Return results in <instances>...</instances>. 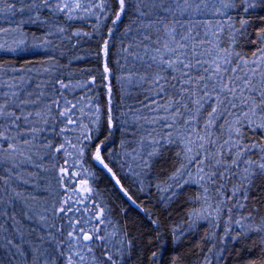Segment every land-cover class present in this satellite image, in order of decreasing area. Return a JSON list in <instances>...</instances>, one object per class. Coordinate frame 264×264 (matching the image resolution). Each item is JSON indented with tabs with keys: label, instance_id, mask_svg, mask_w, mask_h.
Masks as SVG:
<instances>
[{
	"label": "snow or ice",
	"instance_id": "6c2138e0",
	"mask_svg": "<svg viewBox=\"0 0 264 264\" xmlns=\"http://www.w3.org/2000/svg\"><path fill=\"white\" fill-rule=\"evenodd\" d=\"M16 3L21 6L17 8ZM0 4L3 5L0 12L13 16L16 12H31L33 8L39 11L42 4L70 20L77 18V13L95 15L107 11V0H40V4L36 0H31L30 4L23 0H0ZM117 5L115 21L127 11L134 10L136 15L135 26L128 29L134 35L123 49L126 63L120 79L138 85L144 95L135 121L141 135L137 147L125 154L138 167L150 169L158 158L172 151L177 161L174 171L157 188L175 195L176 188L189 184L199 186L200 193L192 200L195 206L188 213L190 226L200 220H211L218 227L219 218L225 216L222 239L239 242L242 237L246 240L255 235L260 238L259 249L264 251V217L256 220L251 213L233 214L241 209L247 212L250 197L264 192V27L258 28L255 40L248 41L257 45L251 56L237 50L240 38L251 24L249 17L257 8H264V0H117ZM233 11L237 12L236 20H233ZM259 19L264 21V17ZM45 43L50 42L45 40ZM27 44V36L19 26L0 28V51H23ZM101 55L102 79L108 82V125L114 127L113 73L107 61V41L103 43ZM44 70L50 71L49 68ZM95 82V77L88 81L89 84ZM24 83L23 76L10 80L0 78V170L7 169V176L0 177L4 185L0 189V248L13 253L8 256L9 264H15L18 256L26 257L32 264H54L53 253L43 247L35 250L39 253L35 256L32 251L23 249L24 238L18 228L13 229L12 236L7 235L6 225L16 218L5 205L13 206L23 193L11 189L8 199L5 193L9 192L10 180L21 178L18 170L22 164L40 167L33 162L31 154L24 159L18 157H24V150L30 144L34 146L36 138L49 127L63 138V143L56 146L44 141L51 153L71 157L75 152L82 161L88 146L86 142L94 136L85 120L96 126L98 132L100 109L89 97L75 102L64 98L59 90H67L72 85L63 80L57 79L53 85L57 96L43 104L39 99L44 95L42 92L36 98L20 97L19 89ZM79 87L86 89L87 84ZM29 105L39 110L26 111ZM53 110L62 128L49 124V113ZM77 130L80 131L77 133ZM249 132L253 137L259 132L261 138L250 139ZM67 133H77L75 140L68 139ZM103 149L102 143L96 146L92 159L106 169L123 190L105 162ZM65 164H68L67 159ZM59 176L61 180L67 177L70 183L75 177L79 179L73 189L76 200L69 196L53 208L54 215L63 213L68 218V224L66 238L61 229L51 226L60 238L49 232V247L55 246V254L62 264H118L131 241L121 239L122 233L110 220L105 207L93 203L94 190L89 184L88 170L81 163L79 170L69 177L68 168L61 167ZM23 183L29 181L23 180ZM74 203L82 204L83 210L74 209ZM89 203H92L91 209ZM77 211L81 212L80 217L67 216ZM85 212L88 214L84 215ZM25 215L32 218L27 212ZM46 219L47 216H41V220ZM174 234L178 233L174 231ZM16 236L20 237L19 242ZM214 237L212 233L206 239ZM39 239L43 243V238ZM157 258V253H153V259ZM204 264H212V261L205 257ZM249 264H264V259L252 260Z\"/></svg>",
	"mask_w": 264,
	"mask_h": 264
},
{
	"label": "trees",
	"instance_id": "16d2710c",
	"mask_svg": "<svg viewBox=\"0 0 264 264\" xmlns=\"http://www.w3.org/2000/svg\"><path fill=\"white\" fill-rule=\"evenodd\" d=\"M23 3L30 4L31 0H23ZM36 3L40 4V0H36ZM20 6V3H16L17 8ZM106 8V12H97L95 15L77 13V18L71 20L63 13H55L42 4L39 11L33 8L31 12H16L14 16L0 12V28L19 26L28 39L23 51H0V78L10 80L23 76L26 83L20 86V97L36 98L38 93L42 92L44 95L39 97L41 104L50 102V97L57 96V89L53 85L57 79L63 80L72 85L67 90H59L63 92L64 98L75 102L81 97H89L100 109L98 132L95 131L96 126L85 120L93 130L94 136L91 141L86 142L88 146L82 161L76 157L75 152L71 157L51 153L44 144L45 140L54 146L63 143V138L52 131L51 127L36 138L34 146L30 144L24 150V157H18L24 159L31 154L33 162L40 167L22 164L18 170L21 178L9 181V192L5 193V199L11 196V189L22 192L23 196L13 206L5 205L9 213L16 218L6 225L9 229L7 235L12 236L13 229L18 228L24 238L21 244L23 249L32 251L35 256L39 253H35L33 249L43 247L47 252L53 253L51 259L54 264H62L61 258L55 254V246L48 245V233L51 232L59 239L60 234L51 227L56 225L64 232L66 238L68 218L63 213L54 215L53 208L73 194L79 177L73 178L71 183L67 177L61 180L59 169L67 167L70 177L83 163L90 174L89 184L94 190L93 203L105 207L110 220L122 233L121 239L131 241L130 248L123 250L118 264H173V261L175 264H204L205 257L210 259L212 264H249L252 260L264 259V251L259 249L260 238L255 235L246 240L242 237L239 242L232 238L222 239V229L227 220L225 216L219 218L218 227L211 220H200L190 226L188 213L195 206L192 203L193 198L200 193L198 185L189 184L176 188L175 195L157 188V185H163L174 171L177 161L172 151L158 158L150 169L138 167L134 160L125 154L131 153L133 148L137 147L141 133L135 124L136 114L140 101L144 99L138 85L120 79L126 63L123 49L128 46L130 37L134 35L128 32V29L135 26L136 15L134 10L127 11L119 21H115L117 0H107ZM232 17L233 20L237 19L236 11L232 12ZM259 17H264V8H257L255 14L249 17L251 24L247 33L240 38V47L237 50L246 56H251L257 48L256 44L248 41L255 40L258 28L264 27V21ZM77 32L81 35H75ZM45 40L50 43H45ZM105 41L108 43L107 61L113 73L111 106L114 127L108 125V82L102 79L101 49ZM140 54L143 55V52ZM45 68L50 71H45ZM29 69L31 71H28ZM93 77L95 84H89L88 81ZM81 84H87V88L79 87ZM30 109L39 110L29 105L26 111ZM49 116L50 125H55L57 129L63 127L60 118L56 116V110L49 113ZM79 131L77 130V133ZM77 133H67L66 137L75 140ZM249 138L260 139L261 136L257 132L253 137L249 132ZM100 143L104 145L102 154L105 162L116 174L123 190L116 184L112 175L92 159V153ZM41 157L43 159H40ZM66 159L68 164H65ZM6 176L7 169L0 170V177ZM23 180L29 183L25 184ZM3 187L0 183V189ZM129 196L131 200L128 199ZM88 208H92V203L88 204ZM26 212L31 219L27 218ZM241 212L245 215L251 213L256 220L264 217V192L250 197L247 212L241 209L233 214L240 215ZM41 216H47V219L41 220ZM67 216L80 217L81 212L68 213ZM108 230L111 231V227ZM174 231L178 234H174ZM212 233L215 234L214 239H206ZM41 237L43 243L39 239ZM16 241H20L19 236H16ZM213 244L216 247H213ZM153 253L158 256L155 260ZM12 254L7 252V249L0 248V264H9L8 256ZM22 258L18 256L15 264H23ZM45 259L48 257L45 256ZM28 261L32 264L31 260Z\"/></svg>",
	"mask_w": 264,
	"mask_h": 264
},
{
	"label": "rangeland",
	"instance_id": "374dc122",
	"mask_svg": "<svg viewBox=\"0 0 264 264\" xmlns=\"http://www.w3.org/2000/svg\"><path fill=\"white\" fill-rule=\"evenodd\" d=\"M69 196H71L72 199H73V197L75 198L73 201L76 200V196H75L74 194L71 193ZM72 206H73V207H78V208H81V209H83V207H84L82 204L79 205V204H75V203H74ZM84 215H87L86 212L84 213ZM30 224H31V223H30ZM44 228L46 229L47 227H44ZM26 231H27V230H26ZM27 232H28V231H27ZM40 232H42V230H41ZM33 251L35 252V249H33ZM35 253H36V252H35ZM21 257H23L22 260H21L23 264H29V263H31V262H29V261L27 260V258H25L24 256H21Z\"/></svg>",
	"mask_w": 264,
	"mask_h": 264
}]
</instances>
